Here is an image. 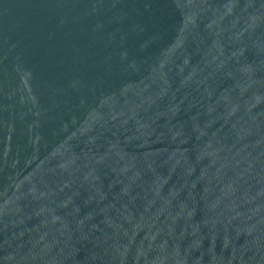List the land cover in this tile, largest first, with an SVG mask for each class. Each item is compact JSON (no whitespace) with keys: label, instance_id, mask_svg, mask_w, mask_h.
<instances>
[{"label":"water","instance_id":"95a60500","mask_svg":"<svg viewBox=\"0 0 264 264\" xmlns=\"http://www.w3.org/2000/svg\"><path fill=\"white\" fill-rule=\"evenodd\" d=\"M0 264H264V0H0Z\"/></svg>","mask_w":264,"mask_h":264}]
</instances>
